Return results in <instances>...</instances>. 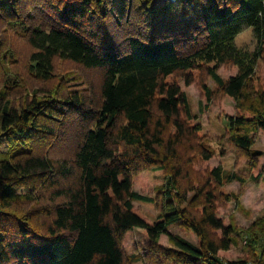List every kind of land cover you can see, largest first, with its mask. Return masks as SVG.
Returning <instances> with one entry per match:
<instances>
[{
	"label": "trees",
	"instance_id": "16d2710c",
	"mask_svg": "<svg viewBox=\"0 0 264 264\" xmlns=\"http://www.w3.org/2000/svg\"><path fill=\"white\" fill-rule=\"evenodd\" d=\"M247 27L253 49L236 43ZM57 60L79 68L57 76ZM263 68L264 0H0V264H131L134 228L145 264H264V216L241 227L218 211L264 174ZM181 81L208 104L233 98L244 167L205 165L215 153ZM145 170L164 171L154 221L134 204L156 200L134 188ZM243 241L245 256L223 254Z\"/></svg>",
	"mask_w": 264,
	"mask_h": 264
},
{
	"label": "rangeland",
	"instance_id": "374dc122",
	"mask_svg": "<svg viewBox=\"0 0 264 264\" xmlns=\"http://www.w3.org/2000/svg\"><path fill=\"white\" fill-rule=\"evenodd\" d=\"M237 45H248L251 49L254 47V39L252 35V29L250 27L245 28L236 38ZM25 46V44H24ZM17 57L22 54L23 64L28 56L27 47L17 45L16 48ZM56 72L57 76L63 72H75L79 66L67 63L62 60H57ZM20 67L22 64L20 62ZM81 68V67H80ZM264 71V68H263ZM89 72V71H88ZM85 73V71H84ZM90 73V72H89ZM234 70L227 71L222 69V74L225 77L234 74ZM57 79H53L48 86L55 85ZM22 81L27 85H37L36 81L29 79L26 76ZM76 82V81H74ZM181 87L187 92L192 100V110L197 116L191 119V125H201L202 136H206L203 139V143L212 149L215 153L214 158L207 161L205 165L209 167H215L218 164L223 165L225 169H232L237 163V167L242 168L246 164V159L243 157V153L236 148H233L229 143V137L227 133L226 117L227 115L235 113V104L233 98L226 97L221 93H217L215 99L211 104L207 103V100L203 97L201 91L196 84L186 85L184 81H181ZM209 84L212 88H215V84L212 80H209ZM16 105L25 104L21 98H13ZM256 141L253 148L259 149L264 153V130L260 129L255 133ZM223 151V154H220ZM264 165V155L260 157V167ZM260 168L255 169V174L259 173ZM164 183V171L163 170H145L141 175L135 179L134 188L141 194L151 195L156 200L153 202L147 201H135V208L140 211L145 217L151 221H154L158 211L162 208L161 193L158 192V188ZM240 184L233 182L224 187L225 192H238ZM239 206V207H238ZM242 208V209H240ZM220 216L224 217L226 222L231 220L237 223L238 226L248 227L257 217L264 216V174L258 180L248 181L244 186L242 197L240 198V205L236 204L234 200L227 203L226 207H220L218 209ZM174 233L184 234L194 242L198 239L193 232L181 230L179 227L171 228ZM161 243L163 245H169L170 241L166 234L161 236ZM148 237L146 232L142 228H134L126 234L124 240V250L127 258L130 259L131 264H145V261L140 256V253L145 251L146 244L148 243ZM171 245V244H170ZM246 243L240 242L232 249L223 252L227 258L235 259L246 255L248 251L245 247Z\"/></svg>",
	"mask_w": 264,
	"mask_h": 264
}]
</instances>
